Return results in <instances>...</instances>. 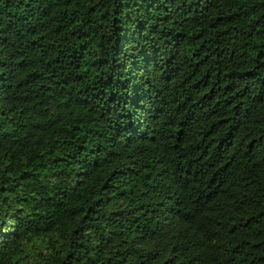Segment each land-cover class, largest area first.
I'll return each instance as SVG.
<instances>
[{
	"label": "trees",
	"instance_id": "16d2710c",
	"mask_svg": "<svg viewBox=\"0 0 264 264\" xmlns=\"http://www.w3.org/2000/svg\"><path fill=\"white\" fill-rule=\"evenodd\" d=\"M0 264H264V0H0Z\"/></svg>",
	"mask_w": 264,
	"mask_h": 264
}]
</instances>
